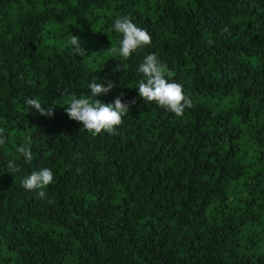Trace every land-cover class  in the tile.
<instances>
[{"label": "trees", "instance_id": "16d2710c", "mask_svg": "<svg viewBox=\"0 0 264 264\" xmlns=\"http://www.w3.org/2000/svg\"><path fill=\"white\" fill-rule=\"evenodd\" d=\"M123 15L151 36L126 60L109 51ZM149 53L191 99L182 117L139 97ZM93 76L114 84L95 99L136 101L118 135L65 112ZM0 129V264H264V0H0ZM45 167L41 200L21 180Z\"/></svg>", "mask_w": 264, "mask_h": 264}, {"label": "clouds", "instance_id": "9594fccd", "mask_svg": "<svg viewBox=\"0 0 264 264\" xmlns=\"http://www.w3.org/2000/svg\"><path fill=\"white\" fill-rule=\"evenodd\" d=\"M111 30L121 34L118 45L109 48L112 56L122 57L126 60L137 49L151 44V36L147 29L138 27L127 15L115 18ZM223 32H229V28L224 27ZM209 43H212V41H209ZM66 46L71 48L73 56H87V50L81 47L78 35H72ZM137 71L142 74V78L138 81L136 89L139 97L143 100L154 101L158 106L177 117H182L186 109L193 107L191 99L184 94L182 85L171 80L167 65L158 59L155 53L145 55ZM87 87L89 94L79 98L74 93H68L64 90L62 95L68 96L65 107L67 116L80 122L82 127L93 136L102 131L109 135H118L117 129L123 123L122 118L128 115L130 105L136 103L135 99L122 102L121 96H117L110 103L95 99V97L107 94L114 87L111 80L97 82V78L93 76ZM24 104L28 109H35L40 115H53V107L51 105L42 107L43 103L38 98L25 97ZM6 139L4 130L0 129V145H4ZM15 151L23 156L26 164L32 163L34 157L30 140L19 145ZM5 166L7 172L11 174L20 171V167L13 160H8ZM53 179L54 174L50 168H39L25 176L21 180V186L25 190L34 191L37 198L45 200L47 192L44 189L53 182Z\"/></svg>", "mask_w": 264, "mask_h": 264}]
</instances>
